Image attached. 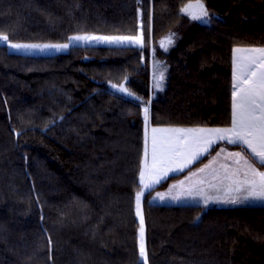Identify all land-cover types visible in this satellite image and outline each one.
Wrapping results in <instances>:
<instances>
[{
	"label": "trees",
	"instance_id": "1",
	"mask_svg": "<svg viewBox=\"0 0 264 264\" xmlns=\"http://www.w3.org/2000/svg\"><path fill=\"white\" fill-rule=\"evenodd\" d=\"M187 1L0 0L11 40L139 28L144 38L51 54L0 43V264H144V105L151 125H228L232 50L264 45V0H202L210 22L181 12ZM152 54L168 64L155 95ZM121 83L135 96L111 86ZM177 175L142 195L147 264H264V205L150 200Z\"/></svg>",
	"mask_w": 264,
	"mask_h": 264
},
{
	"label": "snow or ice",
	"instance_id": "2",
	"mask_svg": "<svg viewBox=\"0 0 264 264\" xmlns=\"http://www.w3.org/2000/svg\"><path fill=\"white\" fill-rule=\"evenodd\" d=\"M191 5H185L181 12L188 13L193 20H201L209 16L202 0H196V12H190ZM207 22V21H205ZM161 41V47L167 50V46L173 41L170 37ZM70 42H107V43H130L143 47V33L138 36H95V35H71ZM0 43H7L11 49L24 50H46L67 49L69 43L63 44H20L11 43L5 33H0ZM232 59V102H231V126L224 128H176V127H153L151 128V161L148 160V124L149 107H144L145 121V148L144 157L141 160L139 169L140 191L136 193L137 216L140 217L139 228V251L147 264V257L144 245V217L141 212V197L146 189L158 184L168 176L169 172L182 171L208 153L217 141L227 140L228 144L239 145L241 151L228 153L229 157H235V163L244 169L243 179L240 178L241 167H237L228 173L224 179L228 180L227 193L223 203L246 204L249 202H260L264 205V171H258L255 165L264 167V48L241 49L233 48ZM247 52L250 55L238 58L237 53ZM127 79V78H125ZM154 87L163 90L164 74L153 77ZM113 89L127 96H135L129 89L120 85L112 84ZM140 99L139 97H135ZM151 100H149V104ZM224 150L221 149V152ZM220 152H217V157ZM183 157V160L176 163V158ZM211 163V162H210ZM175 164V167L171 165ZM209 165H205V168ZM198 171L203 172L204 169ZM196 175V173H191ZM181 184L184 181L180 182ZM172 185L169 189L171 192ZM202 189L190 187L187 191L171 196L173 201H178L186 196L202 195ZM165 193L157 192L160 200L165 199ZM221 201L220 197L205 196L203 203Z\"/></svg>",
	"mask_w": 264,
	"mask_h": 264
},
{
	"label": "rangeland",
	"instance_id": "3",
	"mask_svg": "<svg viewBox=\"0 0 264 264\" xmlns=\"http://www.w3.org/2000/svg\"><path fill=\"white\" fill-rule=\"evenodd\" d=\"M204 4V2L202 1ZM185 5H191V8L189 9L190 12H196V0H189L187 1L182 7ZM205 6V4H204ZM206 8V6H205ZM207 9V8H206ZM186 13V12H185ZM188 14V13H187ZM201 22H210L211 19L208 17H205L201 20H198ZM142 33L141 28H139L138 32L136 34H105V33H98V32H80V33H74L72 35H95V36H138ZM71 36V35H70ZM171 38V35L168 36ZM167 37V38H168ZM173 39V38H171ZM11 43H20V44H63V43H69L71 46L72 44H121V43H107V42H70L68 39L61 42H29V41H16L9 39ZM166 42V39H165ZM123 44H130V43H123ZM7 49L14 52H21V53H27V54H51L56 52H63L67 51V49H61L57 51L56 49H46V50H24V49H11L8 47ZM133 45V44H131ZM171 45V44H170ZM140 46V45H139ZM169 47V45L167 46ZM151 68H152V95H155V93L158 91L154 87V75L159 76L161 72L164 74V78L168 74V64L160 60L159 58L155 57V55L152 54L151 56ZM165 85V81H163V88ZM144 107H149V114H150V104L149 102L144 105ZM148 160L151 161V128L153 127H176V128H194V127H202V128H224L228 127L226 125H187V126H180V125H151L150 121L148 124ZM224 141H217L215 145L212 146L210 151L208 153H205L204 155H207V157L203 160H200L203 156L199 157L197 160L193 161L191 164H188L186 168H184L182 171L177 172H169L168 176L174 173H178L177 176H174L171 180H169L168 184L165 187L161 188H154L151 191L150 200L154 202H161V203H181V202H201L203 203V197L205 196H212V197H220L221 201L218 202H212L210 201L208 205H230V203H223L222 200L226 196L227 193V185L229 183L228 180L224 179V177L230 173L232 170H229L230 168H233L235 164L234 157H229L228 153L231 152H238L239 149H235L233 147L228 146L229 144ZM226 143L228 145H226ZM144 148H145V121H144ZM221 149L224 151L221 152ZM217 152H220V155L217 157ZM144 157V152H143ZM142 157V159H143ZM183 160V157L176 158V163H179ZM200 160V161H198ZM211 162V163H210ZM205 165H209V167L205 168ZM172 167H175V164L171 165ZM199 169H204L203 172L198 171ZM228 170L227 173H224L223 170ZM234 170V169H233ZM191 173H196V175H191ZM167 176V177H168ZM166 177V178H167ZM162 181V180H161ZM184 181L183 184L180 182ZM157 184H154L155 186ZM172 185H175V188L171 189V192H169V189ZM152 186V187H153ZM195 187V189H202L203 193L202 195H194V196H184L182 199L178 201H173L171 199V196L177 195L181 192L187 191L190 187ZM147 190V189H146ZM157 192L165 193V199L162 201L159 199V197L156 196ZM142 201V197H141ZM136 202V201H135ZM142 203V202H141ZM204 204V203H203ZM234 205V204H233ZM137 212V209H136ZM141 212H142V206H141ZM140 219V217H138ZM140 228V227H139ZM138 245H140L139 240V230H138ZM144 245H145V239H144Z\"/></svg>",
	"mask_w": 264,
	"mask_h": 264
},
{
	"label": "crops",
	"instance_id": "4",
	"mask_svg": "<svg viewBox=\"0 0 264 264\" xmlns=\"http://www.w3.org/2000/svg\"><path fill=\"white\" fill-rule=\"evenodd\" d=\"M234 48H241V49L264 48V45H258V44H240V45H235ZM248 55H250V53H247V52L237 53V57L238 58H243V57H246ZM232 59H233V52H232ZM226 126L230 127L231 126V123L228 124V125H226ZM225 142H227V141H225ZM226 145H228V144L226 143ZM228 146L233 147L235 149H239L241 151V149H240L239 146H233V145H230V144ZM234 160H236L235 157H234ZM255 166L257 167V170L258 171H264V167H260L258 164L255 165ZM237 167H241L240 178L243 179V171H244V169L242 167V162H241V165H237L235 163L234 166H233V168H230L229 170L236 169ZM223 171H224V173H227L228 172L227 169L226 170L224 169ZM197 203H201V202H197ZM249 203H260V202H249ZM222 206H233V204H230V205H222Z\"/></svg>",
	"mask_w": 264,
	"mask_h": 264
},
{
	"label": "water",
	"instance_id": "5",
	"mask_svg": "<svg viewBox=\"0 0 264 264\" xmlns=\"http://www.w3.org/2000/svg\"><path fill=\"white\" fill-rule=\"evenodd\" d=\"M142 114L144 115V113H143V109H142Z\"/></svg>",
	"mask_w": 264,
	"mask_h": 264
}]
</instances>
